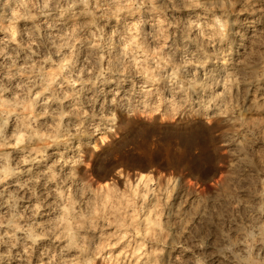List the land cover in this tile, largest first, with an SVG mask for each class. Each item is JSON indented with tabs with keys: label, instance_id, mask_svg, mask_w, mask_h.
<instances>
[{
	"label": "clouds",
	"instance_id": "clouds-1",
	"mask_svg": "<svg viewBox=\"0 0 264 264\" xmlns=\"http://www.w3.org/2000/svg\"><path fill=\"white\" fill-rule=\"evenodd\" d=\"M0 264H264V0H0Z\"/></svg>",
	"mask_w": 264,
	"mask_h": 264
}]
</instances>
